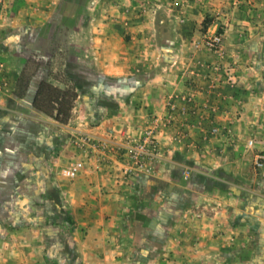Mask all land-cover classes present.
Here are the masks:
<instances>
[{
	"label": "crops",
	"instance_id": "0c3cea01",
	"mask_svg": "<svg viewBox=\"0 0 264 264\" xmlns=\"http://www.w3.org/2000/svg\"><path fill=\"white\" fill-rule=\"evenodd\" d=\"M94 1L91 18L74 24L64 12L71 0L0 5L7 76L11 58L25 55L30 29L51 42L57 27L62 43L53 42L48 59L62 56L77 86L96 89L78 95L86 103L80 129L109 143L106 150L83 143L75 187L66 179L57 185L54 170L63 163L53 154L69 132L33 106L36 93L25 106L0 92V208L14 198L15 214L55 215L67 201L87 224L68 231L1 220L0 264H264V166H255L264 152V4ZM215 32L224 57L197 44ZM7 85L12 93L14 83ZM148 129L159 155L128 173L125 145Z\"/></svg>",
	"mask_w": 264,
	"mask_h": 264
},
{
	"label": "rangeland",
	"instance_id": "374dc122",
	"mask_svg": "<svg viewBox=\"0 0 264 264\" xmlns=\"http://www.w3.org/2000/svg\"><path fill=\"white\" fill-rule=\"evenodd\" d=\"M92 1L94 0H71V4H66V7L64 9L65 14L67 15V19H70L71 22L74 24V18L80 17L82 18H91V16L96 11V8L94 5H92ZM239 1L237 0V5ZM260 3L264 4V0H260ZM252 9V8H251ZM62 28H59V30ZM58 28L52 27L49 29L50 33H54L55 38L52 39L50 42L48 39H40L38 36H35L34 29H30L29 34L25 35L26 37H29L30 41L28 43V47H26V52L24 56H21L20 59L17 57H4L7 60L8 58H11V69L9 70V76H7V70L4 71V78L7 84H10L11 82L14 83V89H9V86L5 85V88L2 90L6 92V94H13L19 101L25 102V106L28 105L26 102L27 100H31L33 95L36 93L35 89H37L35 86L37 83L40 85V82L42 80H50V78L55 79V81H60L64 84V87H67L69 85H75L78 93L82 94V97L85 95H91L95 96V88H92L90 86L87 87H81L78 85V78L75 77L74 73L67 72L63 70L62 67V56L59 55V57L53 61L51 59H48V54L51 52L52 48L54 47L53 42H58L57 44L62 43V38L57 40L58 35ZM26 32V31H25ZM222 35V33H220ZM11 40V48L10 50L13 53H17L15 47H16V34L13 33V35L10 38ZM36 48L37 51L34 50ZM42 54V57L37 55L38 53ZM22 61V62H21ZM22 63L24 65V69L19 70L16 69V66L18 64ZM18 70V71H17ZM49 74L48 79H44V77ZM8 81V83H7ZM52 83L54 81L50 80ZM0 90V92L2 91ZM36 95V94H35ZM18 104V103H17ZM30 105V104H29ZM85 106L86 103L83 101V98H77L75 107L72 113V117L70 121L66 124L59 125L64 130H67L69 132L70 136L68 141L63 145H60L55 148L53 158L55 161H61L63 163L60 164L55 170H54V177L57 178L56 184L58 185V180L68 179L65 180V183L70 184V186L75 187V183L73 182L76 178H66L61 174V170L64 166L68 165L73 160L77 159L78 157H82V148H84L81 136L83 135L80 129V124L82 123V118H84L85 115ZM36 111V110H35ZM11 120H15V122H18L16 119L12 118ZM14 123H12L13 125ZM31 125H35L34 122ZM253 140V144L250 146L249 141ZM262 140V139H258ZM257 141L256 136H251L247 139L246 145L248 144L250 147H253ZM64 147H67L69 151V156L67 160H62V156L65 152ZM249 147V148H250ZM64 158V157H63ZM60 185V184H59ZM205 189H206V183H204ZM204 190V189H203ZM19 200V199H18ZM31 200L30 197L28 199H24L23 201ZM5 204H3L2 208L0 210L3 211V209L7 210L6 214H3L0 216V221L8 222L6 223L8 226H20L29 224H37L40 223L38 226H66V229L69 231L70 229H73L75 226H87L85 222H82L81 217L78 216L74 211H70L69 209H66L68 206V202L60 203L55 208V215H47L44 214V210L40 209L38 210V214L31 215L23 213V215L18 211V214H15L16 209L15 206H12V204L15 202L14 198H8L4 200ZM58 203V200H57ZM25 204V203H24ZM27 212V211H25ZM13 227V228H14Z\"/></svg>",
	"mask_w": 264,
	"mask_h": 264
},
{
	"label": "built area",
	"instance_id": "2783aa9c",
	"mask_svg": "<svg viewBox=\"0 0 264 264\" xmlns=\"http://www.w3.org/2000/svg\"><path fill=\"white\" fill-rule=\"evenodd\" d=\"M7 4V0H0L1 7ZM197 44H201L204 47L217 52L220 57H224L225 49L223 35L218 32L204 36L201 42H198ZM4 71L5 64L0 61V90L5 88L6 85L4 82ZM82 134V144L85 142L91 145L95 144L96 147L101 150H106L108 148V141L93 139L91 136H87L84 132H82ZM249 144H253V140H250ZM125 147L129 152V157L131 160V166L128 168V173H131L136 169L147 168V163L159 155L158 140L153 129L146 130L144 135L138 139L129 140ZM81 156L82 157H78L62 168L61 174L64 177L76 178L81 173V171H83L86 162L83 155ZM255 166L257 168H262L264 166V152H259L255 155Z\"/></svg>",
	"mask_w": 264,
	"mask_h": 264
},
{
	"label": "trees",
	"instance_id": "16d2710c",
	"mask_svg": "<svg viewBox=\"0 0 264 264\" xmlns=\"http://www.w3.org/2000/svg\"><path fill=\"white\" fill-rule=\"evenodd\" d=\"M78 95L75 85L62 88L50 81L42 80L33 106L57 122L66 124L71 119Z\"/></svg>",
	"mask_w": 264,
	"mask_h": 264
}]
</instances>
